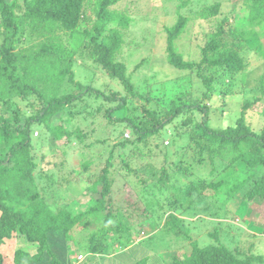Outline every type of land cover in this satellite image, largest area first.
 <instances>
[{"label":"trees","instance_id":"16d2710c","mask_svg":"<svg viewBox=\"0 0 264 264\" xmlns=\"http://www.w3.org/2000/svg\"><path fill=\"white\" fill-rule=\"evenodd\" d=\"M118 1L97 2L93 10L96 21L90 27L92 15L88 16L89 3L86 0H13L11 3L0 0V264H6L2 255L6 241H15L19 237L24 238L29 246L37 245L38 248L34 254L18 249L13 264H44L46 259L68 264L66 243L72 238L71 233L75 228L81 230L92 225L97 228L89 233L87 251L93 261L95 256L106 253L101 252L104 248L107 250L118 245L122 250L116 255L118 257L133 244L148 247L158 230L181 235L183 229L191 249L187 254L175 257L172 264L264 263L261 254L239 253V249L228 248L218 239L217 229L210 233L216 243L200 247L192 239L190 229L185 228L186 221L176 212L187 215L188 208L201 207L202 203L208 207L216 204L208 214L219 219L225 206L230 204L264 207V124L256 130L246 119V112L254 108L260 98L244 99L240 116L234 124L222 128L209 125V101L223 84L222 81L218 84L219 78L225 74L233 80L238 74L245 73L247 62L241 54L245 46L262 51L264 55V43L259 39V35L264 36V0H229L233 11L240 5L248 9L244 20L250 26L248 29L240 28L238 24L231 26L228 17L219 18L215 32L209 35L201 49L199 62L186 61L177 51L176 43L188 25V18L177 13V22L165 27L167 60L179 70H196L205 91L203 99L187 97L182 92L169 100L167 109L148 108L151 96L135 91L126 65L116 59L132 22L126 12L112 9ZM190 1L182 0L180 9ZM223 7L222 2L204 5L196 14L200 19L210 20L223 14ZM76 59L99 67L110 80L118 83L119 88H110L106 92L108 90L104 91L103 87L96 89L76 80ZM259 88L264 95V75ZM16 98L22 101L34 98L38 104L36 113L27 115L29 112L15 102ZM131 98H138L141 104L134 107ZM88 99L97 104L96 108V105L91 106L93 112H89V116L96 117L102 112L108 124H126L127 129L137 135L131 143L120 138L117 143L122 148L148 141L160 129L173 125L179 130L177 133L174 129L175 135L181 138L182 130L188 134L193 153L187 152L190 143L187 146L176 144L175 148L173 144L162 147L156 143L164 159L155 172L147 175V168L152 166L139 167L134 160L136 154L143 153L142 158L147 152H131L128 155L130 161L123 162L124 171L117 173L112 149L108 156H103L104 160L97 161L92 157L84 162L81 170L68 172L69 176L74 174L73 177L63 174L61 181L56 179L53 169H62L63 164L50 158L43 167L38 164L31 127H44L47 149L49 146L55 148L56 144L65 146L74 142L92 149L94 143H87L85 139L87 131L73 124L85 108L80 112L79 106L91 102ZM28 106L34 108L33 104ZM197 113L201 119H197ZM139 115L145 119H140ZM63 138L67 143L61 142ZM173 154L179 158L172 162L176 168L169 161ZM202 168L209 170L211 181L208 184L195 174ZM134 178L145 191L153 188L164 196L151 199L148 194L144 199L146 205L131 209V215L136 213L140 217L137 226L123 222L121 211L115 210L113 203L107 201L112 197L114 185L121 182L124 186L135 184ZM100 187L98 201L79 212L77 208L82 199L92 197L89 194L98 193ZM216 197L218 202H214ZM157 204L159 208H156ZM168 205L174 207L165 209L164 206ZM170 209L172 213L165 222L158 220ZM262 213L259 216L263 228L257 229L254 222H248L249 231L264 234ZM108 236L112 237L107 243ZM132 236L137 237L136 241L131 242ZM239 255L245 256L241 258ZM85 261L83 256L78 264H85Z\"/></svg>","mask_w":264,"mask_h":264},{"label":"rangeland","instance_id":"374dc122","mask_svg":"<svg viewBox=\"0 0 264 264\" xmlns=\"http://www.w3.org/2000/svg\"><path fill=\"white\" fill-rule=\"evenodd\" d=\"M7 1L11 3L13 0ZM20 1L23 2V0ZM86 1L89 3L86 9L89 11L88 16L92 15L91 22L89 23V26L92 27L96 21V15H94L93 10L97 5L96 3L100 0ZM181 2L182 0H119L118 3L112 7V9L126 12L132 19L130 28L125 32L124 45L120 50V55L116 59L126 65L127 75L131 77L135 91L145 96H151V102L148 108L167 109L169 107V100L182 92L185 93L187 97L203 99L205 88L197 76L196 70H179L169 64L167 60V33L165 27L172 26L177 22L178 12L188 18L187 28L181 40L179 39V42L176 43L177 51L186 61L199 62L201 60V49L206 45L209 35L215 32L219 18H223L224 16L228 17V25L231 26L238 24L240 28L244 29H248L250 26L248 21L246 20L245 22L244 20L248 15V9L240 5L238 7L236 6L233 11L232 4L229 0H191L186 7L180 9L179 6ZM216 2L223 3V14L210 20L200 19L198 17L196 13H198L204 5H211ZM238 17L240 20L237 21ZM227 28L228 26L225 25L226 30ZM227 39L231 40L232 38L227 37ZM259 39L263 40L264 43L263 35H259ZM1 41L2 39L0 37V43ZM241 51V54L247 62L245 73L238 74L233 80H230L225 74L221 76L218 84L221 81L223 84L219 85L211 102L209 101V107L211 108L209 125L212 128H222L229 124H234L236 119L240 116L242 101L244 99H253L254 97L260 98V101L254 108L246 112L247 123L256 130L260 129L264 124V95L259 88L261 76L264 75V55L262 51L259 52L248 45ZM76 60V80H81L87 86H92L96 89L103 87L104 91L108 90L106 92H109L110 88H119L118 83L115 82V80H110L108 75L101 71L96 65L87 63V61ZM91 99H88V101L91 102L82 103L79 106L80 112L84 107L85 108L81 116L77 115L73 124L87 131L88 134L85 139L87 143H94L92 149H87L84 144L77 142L65 146H58L56 144L55 148L49 146L47 149L48 145H46V147L44 146V141L46 139L44 127H31L32 141L36 144L34 155L39 162L38 164L43 167L50 159L54 160L57 164H63V166L60 165L62 169L60 167L53 169L55 178L60 179V181L63 174L69 176L68 172L70 173L71 170H81L84 162L90 160L92 157L97 161L104 160L112 149H114L113 162L116 166L114 170L117 173L120 170L124 171L123 162L129 160L128 155H131V152L139 153L140 150L142 152H147L145 157L142 156V158L141 154L143 153L140 152L136 154L134 160L135 164L139 167H141V165L145 168L147 166H152L146 170L148 175V172H150V174L155 172L164 159V154L162 155L161 151H158L156 143L162 147L163 145L169 147L173 144L174 148L176 144H184L187 146V144L190 143L188 134L184 133V130H182L180 133L182 137L180 138V135L178 136L174 133V129H176L175 132L177 133L179 130L176 126L174 127L172 125L168 126L169 128L160 129L157 135L148 141H143L137 145L131 144L128 145L127 148H122L120 143H117L120 138L127 139L131 143L133 140L137 139V135L127 129L126 124H108L103 118L102 112L97 113L96 117L89 116V112L93 110L91 106L96 105L95 108L97 107L95 100L92 101ZM131 101L134 107L141 104L138 98H131ZM15 102L23 107L26 113L29 112L27 115L35 114L37 111L35 109L38 108V104L34 98L29 99V101H22L16 98ZM30 104H33L34 108H30L28 106ZM73 107V109L76 110V105ZM222 109H224V114H222ZM196 115L197 119H201L200 113ZM117 116H119V119H122L121 113H118ZM139 116L140 119H145L142 115ZM33 132L35 133L34 135ZM37 133H39L40 136L37 135ZM126 134H128V136H126ZM61 142L67 143V139L63 138ZM167 142L170 144L167 145ZM191 146L192 143L187 147V152H190V154L193 153ZM56 147L57 150L55 151ZM172 151H174V149H172ZM122 154L124 155L122 156ZM42 156L45 157V160L41 161L40 159ZM64 158L65 160L62 161ZM173 160L178 161V156L173 154V159H169L173 168H176L172 163L174 162ZM95 168L96 167H94V169ZM195 174L204 180L205 184L211 181L209 170L207 169L202 168L200 171L196 170ZM73 176L74 174L69 177ZM180 176L182 177L181 174ZM142 178L140 179L142 180ZM185 180H187V178H183V181ZM134 182L135 184H126L125 186L122 182L114 185L112 197H108L107 201L113 203L115 210L118 209L121 211L120 214L123 215V222L134 223V225L136 224L137 226L140 217H137L136 213L131 215L133 208L146 205L144 204V199L148 194H151V199H160L161 197L164 198V196L159 195L153 188H147L148 191H145V188L139 185L136 178H134L133 183ZM132 187L136 188V190L132 189ZM100 192L101 187L98 189V193H94L95 195L92 193L89 194L92 197H84L79 204L80 207L77 208L80 209L79 212H84L87 205L95 200L98 201ZM214 202H218V197H216ZM214 205L209 204L208 207V205L202 203L201 207H193V209L188 208L187 215H182V213L176 210L179 215L181 214V218L186 221L184 225H186L185 228L190 229L192 239L197 241L200 247L214 244L216 243V239L212 238L210 233H213V231L217 229L219 231L218 239L231 250L239 249V253L255 252L264 256V234L259 233L257 230L251 232L248 227L250 225L248 222H254L255 228H263L260 226V224H263V221L260 219L259 214L260 212L264 213V207L259 206V204H254V206H252L253 208L244 207L241 203L238 204V207L237 205L232 206L230 204L227 207L225 206L222 217L220 216L219 219H214L208 214L209 211L214 209ZM158 206L157 204L156 208H159ZM172 207L174 206H164L165 209ZM170 213H172V209L167 210L166 215L158 220L165 222V218H167ZM96 228V226L92 225L91 227L81 230H76L77 228L74 229V232L71 233L72 238H69L66 243L68 264H78L79 255L86 257L85 264H90L91 262H94L92 264H138L142 261L144 264H172L175 257L185 255L191 249L190 240L185 238L183 229L181 230V235H176L174 232L158 230L148 247L145 245L133 244L130 246L129 250L116 257L122 250L118 245H114V248L108 247L107 250L104 248L101 252L106 253L102 256H95L93 261V257L88 255L87 243L90 231ZM111 237L112 236L107 237V243L111 241ZM19 238L20 241H6L3 246L2 255L6 264H13L12 256L18 249L30 251L31 254L37 252V245L29 246L26 244L24 238ZM136 238V236H132L131 242L136 241ZM244 256L245 255H239L241 258H244ZM45 261L44 264H58L57 261H51L50 259H46Z\"/></svg>","mask_w":264,"mask_h":264},{"label":"crops","instance_id":"0c3cea01","mask_svg":"<svg viewBox=\"0 0 264 264\" xmlns=\"http://www.w3.org/2000/svg\"><path fill=\"white\" fill-rule=\"evenodd\" d=\"M15 239H17V241H20V238H15ZM14 256V255H13ZM13 256H12V259H13ZM12 263H13V261H12Z\"/></svg>","mask_w":264,"mask_h":264},{"label":"clouds","instance_id":"9594fccd","mask_svg":"<svg viewBox=\"0 0 264 264\" xmlns=\"http://www.w3.org/2000/svg\"><path fill=\"white\" fill-rule=\"evenodd\" d=\"M167 144H168V142H167ZM80 259H82V257L79 255L78 260H80Z\"/></svg>","mask_w":264,"mask_h":264},{"label":"built area","instance_id":"2783aa9c","mask_svg":"<svg viewBox=\"0 0 264 264\" xmlns=\"http://www.w3.org/2000/svg\"><path fill=\"white\" fill-rule=\"evenodd\" d=\"M126 136H128V135L126 134Z\"/></svg>","mask_w":264,"mask_h":264}]
</instances>
